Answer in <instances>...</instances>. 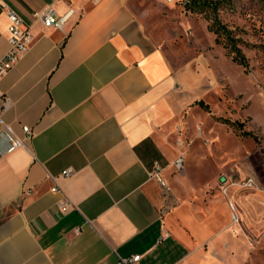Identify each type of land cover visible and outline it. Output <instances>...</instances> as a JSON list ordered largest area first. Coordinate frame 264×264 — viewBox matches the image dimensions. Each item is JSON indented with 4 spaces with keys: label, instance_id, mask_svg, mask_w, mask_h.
Instances as JSON below:
<instances>
[{
    "label": "crops",
    "instance_id": "1",
    "mask_svg": "<svg viewBox=\"0 0 264 264\" xmlns=\"http://www.w3.org/2000/svg\"><path fill=\"white\" fill-rule=\"evenodd\" d=\"M131 1L0 0V59L8 8L33 34L0 77L2 118L33 132L0 154V264H256L232 219L241 182L221 174L194 194L175 172L173 133L204 81L173 66ZM46 8L73 12L45 27L33 13Z\"/></svg>",
    "mask_w": 264,
    "mask_h": 264
},
{
    "label": "rangeland",
    "instance_id": "2",
    "mask_svg": "<svg viewBox=\"0 0 264 264\" xmlns=\"http://www.w3.org/2000/svg\"><path fill=\"white\" fill-rule=\"evenodd\" d=\"M190 2L131 1L146 32L173 66L192 63L204 81L198 87L202 96L173 133L177 153L185 155L183 169L175 172L187 177L194 194L221 174L240 185L248 180L249 185L237 191V224L256 264H264V2L231 0L218 11L219 20L243 41L247 69L216 42L213 12Z\"/></svg>",
    "mask_w": 264,
    "mask_h": 264
},
{
    "label": "built area",
    "instance_id": "3",
    "mask_svg": "<svg viewBox=\"0 0 264 264\" xmlns=\"http://www.w3.org/2000/svg\"><path fill=\"white\" fill-rule=\"evenodd\" d=\"M171 1V0H167ZM72 10H69L65 15L59 16L53 9L46 8L41 11H35L33 16L35 19L40 20L45 27H57L62 28L65 21L72 14ZM7 15L9 18V35L8 43L9 49L5 56L0 59V77L7 73L19 59L29 50L33 42V34L31 26L25 24L20 15L13 9H7ZM3 96L0 94V100ZM6 101V99L4 100ZM24 135L19 136L12 126L4 121L0 112V143L3 147H0V154L8 153L15 150L18 147H24L25 141L33 136L32 130L24 125ZM179 145H183V141L179 140ZM184 164V153L179 152L177 159L174 161V165L177 170L181 171ZM160 166L155 165L154 172L151 175L156 176L158 180L165 185V181L160 177ZM73 172L72 168H68L62 172L63 175H68ZM241 184V183H240ZM249 185L248 180L242 185L243 187ZM230 206L233 210L232 219L235 222H239V217L235 211V206L230 202ZM168 232L165 233L167 235ZM141 259L140 254H134L130 257H119L117 264H139Z\"/></svg>",
    "mask_w": 264,
    "mask_h": 264
},
{
    "label": "trees",
    "instance_id": "4",
    "mask_svg": "<svg viewBox=\"0 0 264 264\" xmlns=\"http://www.w3.org/2000/svg\"><path fill=\"white\" fill-rule=\"evenodd\" d=\"M230 1L231 0H191L188 5L195 8L198 7L201 10L208 9L213 12L211 29L216 35V42L222 43L227 49L228 55L232 57V60L247 69L249 62L241 47V44H244L243 41L239 38L236 39L233 31L229 29L227 25L223 24L218 18L219 9L223 5L228 4ZM198 104H203V101H198ZM225 122L232 125L230 121Z\"/></svg>",
    "mask_w": 264,
    "mask_h": 264
}]
</instances>
